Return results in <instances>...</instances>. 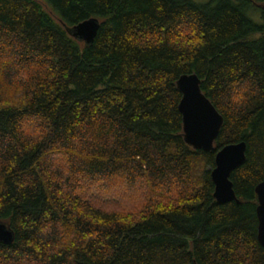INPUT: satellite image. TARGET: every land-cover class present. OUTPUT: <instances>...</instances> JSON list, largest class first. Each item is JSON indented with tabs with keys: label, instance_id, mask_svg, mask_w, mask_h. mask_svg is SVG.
Masks as SVG:
<instances>
[{
	"label": "trees",
	"instance_id": "1",
	"mask_svg": "<svg viewBox=\"0 0 264 264\" xmlns=\"http://www.w3.org/2000/svg\"><path fill=\"white\" fill-rule=\"evenodd\" d=\"M93 18L92 46L68 33ZM192 74L224 117L212 153L185 141ZM263 181L264 0H0V264H264Z\"/></svg>",
	"mask_w": 264,
	"mask_h": 264
},
{
	"label": "water",
	"instance_id": "2",
	"mask_svg": "<svg viewBox=\"0 0 264 264\" xmlns=\"http://www.w3.org/2000/svg\"><path fill=\"white\" fill-rule=\"evenodd\" d=\"M101 22L98 19L86 20L72 28L68 33L87 46H92L98 36ZM182 93L180 112L183 116L186 144L197 151L212 153L215 143L224 126V117L202 90V81L195 75H183L178 81ZM246 143L232 144L217 153L216 167L212 171L215 184L214 197L220 204L237 201L231 176L246 161ZM258 197L257 216L258 241L264 248V181L256 189ZM15 233L5 223H0V242L6 245L14 243Z\"/></svg>",
	"mask_w": 264,
	"mask_h": 264
}]
</instances>
